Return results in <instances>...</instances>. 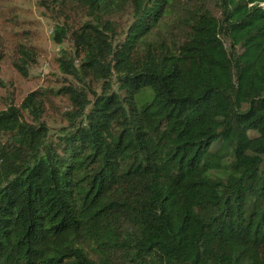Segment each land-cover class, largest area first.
<instances>
[{
    "label": "trees",
    "instance_id": "16d2710c",
    "mask_svg": "<svg viewBox=\"0 0 264 264\" xmlns=\"http://www.w3.org/2000/svg\"><path fill=\"white\" fill-rule=\"evenodd\" d=\"M39 2L91 93L0 110V264H264V0Z\"/></svg>",
    "mask_w": 264,
    "mask_h": 264
},
{
    "label": "rangeland",
    "instance_id": "374dc122",
    "mask_svg": "<svg viewBox=\"0 0 264 264\" xmlns=\"http://www.w3.org/2000/svg\"><path fill=\"white\" fill-rule=\"evenodd\" d=\"M206 3L219 15L215 0ZM128 19L117 17L116 22L124 27ZM62 22L57 7L46 8L39 0H0V110L10 104L21 107L27 94L38 90L44 94L45 108L40 120L47 124L52 139L64 135L73 124L68 112L74 105L64 93L75 86H85L90 92L82 79L60 66L65 52L74 55L71 34L61 43L52 37L56 24ZM21 49H29L35 58L27 66V75L15 65ZM94 85L100 92V83ZM23 113L28 121L35 122L27 112Z\"/></svg>",
    "mask_w": 264,
    "mask_h": 264
}]
</instances>
